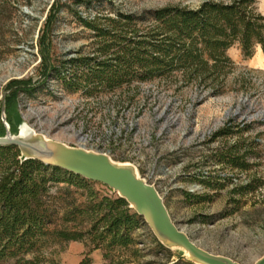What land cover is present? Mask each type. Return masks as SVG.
I'll use <instances>...</instances> for the list:
<instances>
[{
	"label": "rangeland",
	"instance_id": "obj_1",
	"mask_svg": "<svg viewBox=\"0 0 264 264\" xmlns=\"http://www.w3.org/2000/svg\"><path fill=\"white\" fill-rule=\"evenodd\" d=\"M53 1L0 0V92L5 98L9 95L11 80L33 86L31 92H18L21 122L70 146H79L83 136L84 148L138 164L141 173L155 182L173 222L194 243L238 264H255L264 255V53L260 45L248 57L238 44L228 49L234 66L217 95L209 88L159 79L141 83L139 91L123 87L96 96L81 90L70 93L54 77L42 81L40 30ZM205 1L63 0L66 7L50 36L52 57L65 60L94 53L92 32L77 14L87 20L112 16L114 9L143 15L167 5L195 9ZM257 8L264 14V0H257ZM227 126H231L228 134L216 136ZM234 145L247 169L232 167L222 156ZM60 187L62 183L51 192ZM92 187L113 196L99 185ZM70 191L78 197L79 192ZM135 236L133 247L106 260L102 250L88 253L89 240L48 245L38 260L62 264L73 244L74 252L84 247L78 257L90 264H99V259L100 264H116L125 258L136 259L135 264H189L178 250H162L143 219Z\"/></svg>",
	"mask_w": 264,
	"mask_h": 264
},
{
	"label": "trees",
	"instance_id": "obj_2",
	"mask_svg": "<svg viewBox=\"0 0 264 264\" xmlns=\"http://www.w3.org/2000/svg\"><path fill=\"white\" fill-rule=\"evenodd\" d=\"M65 7L63 0L50 5L40 30L39 49L42 81L54 77L70 93L81 90L96 96L123 87L139 91L141 83L159 79L209 88L217 95L223 92L234 66L227 54L229 48L238 44L248 57L260 45L264 53V14L258 11L257 0H208L195 9L167 5L143 15L114 9L112 16L87 20L77 14L92 32L94 53L58 60L52 57L50 36ZM7 88L6 120L16 133L21 123L18 92H31L33 86L29 81L11 80ZM229 127L216 136L228 134ZM5 133L0 122V135ZM235 150L236 145L231 146L222 156L232 167L247 169L249 165L240 161L243 155ZM60 183L63 187L52 193V187ZM93 185L113 196L100 194ZM71 188L79 192L77 198L72 197ZM141 221L125 199L108 187L37 160L21 161L16 146L0 147V261L40 264L38 255L48 245L86 240L92 244L88 253L102 250L106 260L136 244L135 232ZM157 245L169 250L158 240ZM182 254L180 258H184ZM135 262L125 258L116 264Z\"/></svg>",
	"mask_w": 264,
	"mask_h": 264
},
{
	"label": "water",
	"instance_id": "obj_3",
	"mask_svg": "<svg viewBox=\"0 0 264 264\" xmlns=\"http://www.w3.org/2000/svg\"><path fill=\"white\" fill-rule=\"evenodd\" d=\"M1 119L6 133L0 135V147H18L21 161L37 160L46 166L59 168L108 187L125 199L165 248L182 252L186 261L192 264H238L202 249L180 230L156 187L147 183L132 163L119 162L107 153L53 140L36 132L24 121L18 125L17 132L12 133L4 106ZM255 264H264V255Z\"/></svg>",
	"mask_w": 264,
	"mask_h": 264
},
{
	"label": "crops",
	"instance_id": "obj_4",
	"mask_svg": "<svg viewBox=\"0 0 264 264\" xmlns=\"http://www.w3.org/2000/svg\"><path fill=\"white\" fill-rule=\"evenodd\" d=\"M260 50L262 51L261 47H260ZM74 246H76V245H74ZM75 248L76 247H73V244H71L68 247V250L66 251L67 255L65 254V258L62 260V264H80L81 263V259H80V256L78 257V254L80 255L84 251V247L82 245L77 247L78 252H74ZM96 252H98V251H96ZM96 252H94V253H96ZM101 262H103V261H101V259H99L96 263L100 264ZM128 264H134V263H128Z\"/></svg>",
	"mask_w": 264,
	"mask_h": 264
},
{
	"label": "built area",
	"instance_id": "obj_5",
	"mask_svg": "<svg viewBox=\"0 0 264 264\" xmlns=\"http://www.w3.org/2000/svg\"><path fill=\"white\" fill-rule=\"evenodd\" d=\"M4 101H5V93H1L0 92V106L2 105V106H4ZM80 147H85L84 145H85V143H86V138L85 137H81L80 139ZM99 152H103V153H106V152H104V151H99ZM108 154V153H107ZM109 155V154H108ZM111 157V156H110ZM112 158V157H111ZM127 162H130V161H127ZM130 163H132L133 165H135L136 166V168L138 169V172H139V174H140V176L142 177V178H144L145 180H146V182L147 183H149V184H153L155 187H156V184H155V182H152L151 181V177L150 176H148V175H146V174H143V173H141V171H140V167H139V165L138 164H136V163H134V162H130ZM157 189V188H156ZM159 192V191H158ZM160 193V192H159ZM160 195H161V193H160ZM162 196V195H161Z\"/></svg>",
	"mask_w": 264,
	"mask_h": 264
},
{
	"label": "bare ground",
	"instance_id": "obj_6",
	"mask_svg": "<svg viewBox=\"0 0 264 264\" xmlns=\"http://www.w3.org/2000/svg\"><path fill=\"white\" fill-rule=\"evenodd\" d=\"M192 188H193V189H198V190L200 189V188L197 187V186H192Z\"/></svg>",
	"mask_w": 264,
	"mask_h": 264
}]
</instances>
